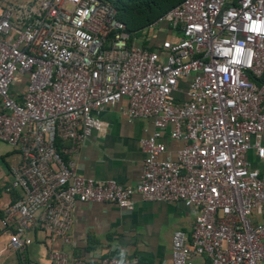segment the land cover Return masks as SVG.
Here are the masks:
<instances>
[{"label":"built area","instance_id":"obj_1","mask_svg":"<svg viewBox=\"0 0 264 264\" xmlns=\"http://www.w3.org/2000/svg\"><path fill=\"white\" fill-rule=\"evenodd\" d=\"M254 21L264 22V0H183L143 30L148 48L128 43L106 0H0V141L20 154L7 187L18 195L0 217L8 247L22 252L35 230L68 244L76 200L131 209L138 194L192 209L191 233L173 232L169 264H264V223L252 220L264 179L247 159L249 150L264 158V31H251ZM17 76L25 81L14 92ZM123 97L130 119L154 126L139 140L134 186L77 173L55 145L76 150L102 128L98 113ZM168 126L182 145L160 159ZM48 258L142 264L52 247Z\"/></svg>","mask_w":264,"mask_h":264},{"label":"crops","instance_id":"obj_2","mask_svg":"<svg viewBox=\"0 0 264 264\" xmlns=\"http://www.w3.org/2000/svg\"><path fill=\"white\" fill-rule=\"evenodd\" d=\"M24 81V76H17L11 90H21ZM126 109L125 97L105 106L98 113L102 128L92 129L74 151L67 153L71 143L61 140L60 150L77 173L96 180L113 179L124 186H134L138 182L144 158L139 140L151 134L154 126L151 118L130 119ZM169 129L170 126L160 137L165 144L160 159H175L182 145L180 140L169 136ZM0 156L3 157L0 159L1 217L4 205L11 201V192L7 190L11 180L9 169L19 162L20 154L10 147ZM247 159L251 166L259 169L264 179V158L258 159L254 150H249ZM132 201V208L126 209L111 202L76 200L68 244L50 240L44 231L35 230L30 233L31 244L22 252H16L8 247V231L0 224V264H52L48 258L51 247L82 260L103 256L142 264H169L173 232L191 233L194 223L192 209L182 201H150L138 194L132 195ZM252 220L264 223V206L254 209ZM194 261L195 264H209L203 257H195Z\"/></svg>","mask_w":264,"mask_h":264},{"label":"trees","instance_id":"obj_3","mask_svg":"<svg viewBox=\"0 0 264 264\" xmlns=\"http://www.w3.org/2000/svg\"><path fill=\"white\" fill-rule=\"evenodd\" d=\"M115 10V17L125 26L128 34V43L139 42L143 47L149 46V41L141 38L143 30L155 21L159 16L178 5L183 0H106ZM60 139H56L55 145L60 149ZM63 158L66 157L63 155ZM0 159H3L0 156ZM1 191V188H0ZM11 201L16 199L17 190L11 189Z\"/></svg>","mask_w":264,"mask_h":264},{"label":"clouds","instance_id":"obj_4","mask_svg":"<svg viewBox=\"0 0 264 264\" xmlns=\"http://www.w3.org/2000/svg\"><path fill=\"white\" fill-rule=\"evenodd\" d=\"M264 23V22H258V21H254L250 26H249V29L251 31H254V32H261V31H264V28L261 27V24ZM241 51V49H237V54H239V52Z\"/></svg>","mask_w":264,"mask_h":264},{"label":"rangeland","instance_id":"obj_5","mask_svg":"<svg viewBox=\"0 0 264 264\" xmlns=\"http://www.w3.org/2000/svg\"><path fill=\"white\" fill-rule=\"evenodd\" d=\"M141 38H145V39L147 38V39H149V37L144 32H142ZM138 42H140V41H138ZM10 147L11 146L8 145L7 143H5L3 141H0V155H2L3 153H5L6 150L9 149Z\"/></svg>","mask_w":264,"mask_h":264}]
</instances>
